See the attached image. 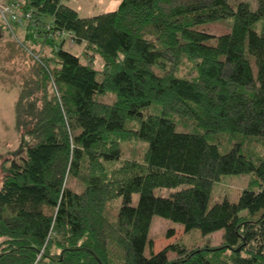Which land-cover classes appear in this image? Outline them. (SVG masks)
Instances as JSON below:
<instances>
[{
  "label": "trees",
  "instance_id": "trees-1",
  "mask_svg": "<svg viewBox=\"0 0 264 264\" xmlns=\"http://www.w3.org/2000/svg\"><path fill=\"white\" fill-rule=\"evenodd\" d=\"M6 1L25 26L11 39L17 26L0 22V37L29 66L13 104L17 146L1 167L0 264H264V154L208 142L228 133L264 148V0L255 10L244 0H121L88 18L69 0ZM227 19L229 33L198 29ZM184 60L195 77L176 75ZM105 95L114 100H98ZM132 121L138 128L126 129ZM178 122L198 132H179ZM128 141L147 144L142 162L108 171ZM245 174L253 178L236 202L210 204L222 176ZM153 217L184 233L221 232L222 245L154 253Z\"/></svg>",
  "mask_w": 264,
  "mask_h": 264
},
{
  "label": "rangeland",
  "instance_id": "rangeland-1",
  "mask_svg": "<svg viewBox=\"0 0 264 264\" xmlns=\"http://www.w3.org/2000/svg\"><path fill=\"white\" fill-rule=\"evenodd\" d=\"M240 1V0H238ZM246 1L251 10H255V0H244ZM2 2V3H1ZM0 5L2 6V12L7 13L8 2L1 0ZM121 0H69L67 5L73 9L80 18H88L96 16L105 12L115 10ZM4 3V4H3ZM7 15V14H6ZM15 20H10V24H15L17 28L11 29L10 33H15L16 37L11 39H20L22 33L19 31L25 26L22 20L19 19V12L14 11ZM18 16V18H17ZM9 17V16H8ZM12 21V22H11ZM15 22V23H14ZM259 22L254 28L260 31ZM35 27V26H34ZM232 27V20L227 19L221 22L207 24L199 27V30L205 31L213 36H219L229 33ZM67 39V38H65ZM58 42V41H57ZM65 49L70 51L71 54L77 55L80 60L84 57L81 53V46L75 45L71 42H64ZM96 69H100L101 64L98 61L95 62ZM29 63L25 60L22 55L13 45L10 38L4 36L0 37V182L2 178V164L9 159V153L13 151L17 146V134L14 128V114L13 104L17 94V86L21 77V73L27 71ZM177 76L184 78H193L197 75V69L194 61L184 60L183 63L178 67ZM102 102L110 103L114 100V96L105 95L101 97ZM126 129H137L138 124L134 121L126 123ZM177 131L187 133H197L198 129L193 128L190 123H177ZM200 132V131H199ZM248 138L242 135H231L228 133H221L208 138V142L218 146L221 153H225L229 150L232 144H240L243 146L242 153L249 155L251 147L253 146L252 152L254 155H263L264 148L261 145L254 147V144L248 142ZM246 143L248 144L246 147ZM147 148V144L143 142L128 141L121 143V159L119 161L105 162L104 167L108 171L118 169L124 161H136L142 162L143 153ZM253 178L252 174L245 175H227L222 176L220 181L213 184L211 193V203L222 202L228 200L229 202H236L240 193L249 188L250 180ZM66 185L74 191H80L81 185L76 180H68ZM156 195L167 196L169 191L167 189L155 190ZM132 205L136 206L138 202V195L134 194L131 197ZM121 199H115L109 204L110 213L112 216L118 212ZM173 229L174 235L167 239L165 233ZM149 236L153 240V252L157 253L166 246L174 243L182 244L189 249H201L208 245L211 248H217L222 245V233L216 232L215 234L202 236L197 230H193L189 233H184L182 228L176 226V224L169 220L153 217L151 227L149 230ZM145 255L149 256V249H145ZM170 260L175 259V254H168Z\"/></svg>",
  "mask_w": 264,
  "mask_h": 264
},
{
  "label": "built area",
  "instance_id": "built-area-1",
  "mask_svg": "<svg viewBox=\"0 0 264 264\" xmlns=\"http://www.w3.org/2000/svg\"><path fill=\"white\" fill-rule=\"evenodd\" d=\"M2 1H5V0H2ZM0 2H1V0H0ZM2 3V2H1ZM4 4V3H3ZM2 6L3 5H0V22L1 23H3L4 25H8L9 24V19L10 20H15V22H17V19H15V16H14V11H16V7H17V5L16 4H7V6H9L8 7V10H7V13H3L2 12ZM7 14V15H6ZM9 16V17H8ZM29 16V15H28ZM17 18H18V16H17ZM12 22V21H11ZM14 22V23H15ZM40 255V254H39ZM39 255L37 256V258H36V261H38L39 260ZM34 264H36V263H34Z\"/></svg>",
  "mask_w": 264,
  "mask_h": 264
}]
</instances>
